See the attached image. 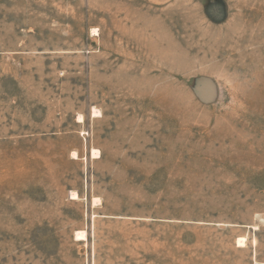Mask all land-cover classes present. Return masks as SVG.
<instances>
[{"label": "rangeland", "instance_id": "obj_1", "mask_svg": "<svg viewBox=\"0 0 264 264\" xmlns=\"http://www.w3.org/2000/svg\"><path fill=\"white\" fill-rule=\"evenodd\" d=\"M252 227L264 264V0H0V264H255Z\"/></svg>", "mask_w": 264, "mask_h": 264}, {"label": "bare ground", "instance_id": "obj_2", "mask_svg": "<svg viewBox=\"0 0 264 264\" xmlns=\"http://www.w3.org/2000/svg\"><path fill=\"white\" fill-rule=\"evenodd\" d=\"M83 120V117L80 116V119H79V122ZM98 152L97 150H94L93 151V155H97ZM72 198L73 199H77L79 198L78 195L74 192L72 194ZM76 234V233H75ZM76 236V239L77 240H85L86 239V231L85 230H80V231H77V234L75 235ZM246 244V239L241 237L238 239V246H244Z\"/></svg>", "mask_w": 264, "mask_h": 264}, {"label": "crops", "instance_id": "obj_3", "mask_svg": "<svg viewBox=\"0 0 264 264\" xmlns=\"http://www.w3.org/2000/svg\"><path fill=\"white\" fill-rule=\"evenodd\" d=\"M251 229H253L255 231V234H256V243L254 242L253 246H254V261H255V264H258V242H257V235H258V228L255 227V229L252 227ZM248 234V233H247ZM246 241L248 243H250L249 239L247 238ZM247 247V244L245 246H239V248H245Z\"/></svg>", "mask_w": 264, "mask_h": 264}]
</instances>
